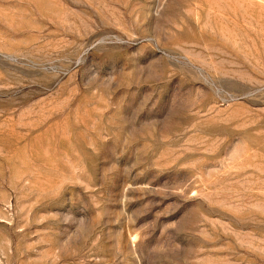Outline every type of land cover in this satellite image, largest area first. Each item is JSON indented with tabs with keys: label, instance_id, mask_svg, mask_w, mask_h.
Returning <instances> with one entry per match:
<instances>
[{
	"label": "rangeland",
	"instance_id": "obj_1",
	"mask_svg": "<svg viewBox=\"0 0 264 264\" xmlns=\"http://www.w3.org/2000/svg\"><path fill=\"white\" fill-rule=\"evenodd\" d=\"M0 264H264V0H0Z\"/></svg>",
	"mask_w": 264,
	"mask_h": 264
}]
</instances>
